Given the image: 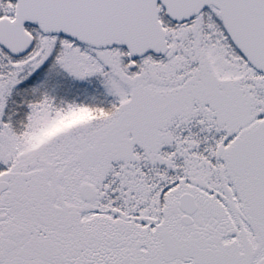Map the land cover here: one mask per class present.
<instances>
[{
  "label": "snow or ice",
  "instance_id": "obj_1",
  "mask_svg": "<svg viewBox=\"0 0 264 264\" xmlns=\"http://www.w3.org/2000/svg\"><path fill=\"white\" fill-rule=\"evenodd\" d=\"M0 264H264V0H0Z\"/></svg>",
  "mask_w": 264,
  "mask_h": 264
},
{
  "label": "rangeland",
  "instance_id": "obj_2",
  "mask_svg": "<svg viewBox=\"0 0 264 264\" xmlns=\"http://www.w3.org/2000/svg\"><path fill=\"white\" fill-rule=\"evenodd\" d=\"M83 118H86V115L85 116L78 117L76 119H83ZM73 122H75V120ZM66 123H68V122H66Z\"/></svg>",
  "mask_w": 264,
  "mask_h": 264
}]
</instances>
